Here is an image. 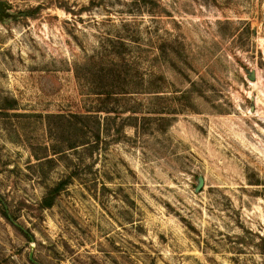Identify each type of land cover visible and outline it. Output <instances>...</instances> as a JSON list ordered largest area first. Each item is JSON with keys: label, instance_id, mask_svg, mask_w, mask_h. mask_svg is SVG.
I'll return each instance as SVG.
<instances>
[{"label": "rangeland", "instance_id": "374dc122", "mask_svg": "<svg viewBox=\"0 0 264 264\" xmlns=\"http://www.w3.org/2000/svg\"><path fill=\"white\" fill-rule=\"evenodd\" d=\"M0 264H264V0H0Z\"/></svg>", "mask_w": 264, "mask_h": 264}, {"label": "trees", "instance_id": "16d2710c", "mask_svg": "<svg viewBox=\"0 0 264 264\" xmlns=\"http://www.w3.org/2000/svg\"><path fill=\"white\" fill-rule=\"evenodd\" d=\"M126 92H122L124 94ZM117 93H112L105 91L100 95H104L105 99H112L115 98V95ZM90 116L88 115H73V118L75 119H82V118H89ZM86 143H81V145H85ZM75 147H72V149ZM76 177V174L74 172H70L65 178L59 180L56 182L52 187L47 189L45 195L43 196L39 206L38 210L43 211L46 209H49L53 206L55 199L60 195L61 192H63L68 185H70L72 178ZM263 241V239H260Z\"/></svg>", "mask_w": 264, "mask_h": 264}, {"label": "water", "instance_id": "95a60500", "mask_svg": "<svg viewBox=\"0 0 264 264\" xmlns=\"http://www.w3.org/2000/svg\"><path fill=\"white\" fill-rule=\"evenodd\" d=\"M248 79H249L250 81H252V80L254 79V74H253V72H249V74H248ZM251 109H252V108H251ZM202 186H203V180H202L201 178H197V183H196V186H195L194 192H195V193H198V192L201 190Z\"/></svg>", "mask_w": 264, "mask_h": 264}]
</instances>
